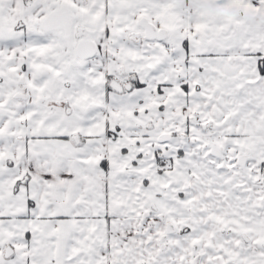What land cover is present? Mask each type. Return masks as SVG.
I'll use <instances>...</instances> for the list:
<instances>
[{"label": "snow or ice", "instance_id": "1", "mask_svg": "<svg viewBox=\"0 0 264 264\" xmlns=\"http://www.w3.org/2000/svg\"><path fill=\"white\" fill-rule=\"evenodd\" d=\"M0 264H264V0H0Z\"/></svg>", "mask_w": 264, "mask_h": 264}]
</instances>
